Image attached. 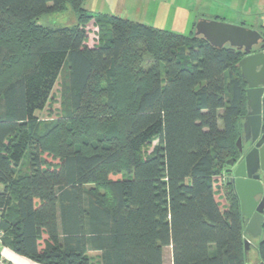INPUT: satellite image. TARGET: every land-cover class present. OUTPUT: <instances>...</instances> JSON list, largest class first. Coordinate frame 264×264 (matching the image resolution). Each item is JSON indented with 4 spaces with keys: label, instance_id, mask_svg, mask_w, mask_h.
Wrapping results in <instances>:
<instances>
[{
    "label": "trees",
    "instance_id": "trees-1",
    "mask_svg": "<svg viewBox=\"0 0 264 264\" xmlns=\"http://www.w3.org/2000/svg\"><path fill=\"white\" fill-rule=\"evenodd\" d=\"M83 1L0 0L3 247L37 264H92L90 253L96 264H164L165 248L171 264H245L233 185L221 183L222 210L214 191L238 157L245 54L194 31L94 15ZM67 9L71 26L36 23ZM91 19L105 29L87 47ZM64 68L65 117L42 132L35 113ZM260 237L264 264V221Z\"/></svg>",
    "mask_w": 264,
    "mask_h": 264
},
{
    "label": "water",
    "instance_id": "water-1",
    "mask_svg": "<svg viewBox=\"0 0 264 264\" xmlns=\"http://www.w3.org/2000/svg\"><path fill=\"white\" fill-rule=\"evenodd\" d=\"M194 36H201L214 47L229 45L243 51L238 62L241 78L246 83L247 113L242 135L236 141L238 157L226 162L230 167L240 213L245 221V233L261 236L264 221V135L261 134L262 96L264 94V32L220 21L199 20ZM256 49L257 51L253 52ZM244 250L248 241H243ZM263 264V263H259Z\"/></svg>",
    "mask_w": 264,
    "mask_h": 264
},
{
    "label": "crops",
    "instance_id": "crops-1",
    "mask_svg": "<svg viewBox=\"0 0 264 264\" xmlns=\"http://www.w3.org/2000/svg\"><path fill=\"white\" fill-rule=\"evenodd\" d=\"M83 8L94 15L116 16L182 35L187 32L185 36L202 19L264 32V0H84ZM1 257L4 264H37L6 247Z\"/></svg>",
    "mask_w": 264,
    "mask_h": 264
},
{
    "label": "rangeland",
    "instance_id": "rangeland-1",
    "mask_svg": "<svg viewBox=\"0 0 264 264\" xmlns=\"http://www.w3.org/2000/svg\"><path fill=\"white\" fill-rule=\"evenodd\" d=\"M43 27H62L71 26L75 23V17L71 10L67 9L61 13H51L39 18L36 22ZM105 24L100 25L96 20L91 19L86 24H84V30L87 33V39L85 45L87 47H94L100 44L99 36L101 35ZM188 34L187 32L185 35ZM65 68L60 72L55 84L50 92L49 98L42 110L35 113L38 118L42 132L50 129L54 123L65 117L64 110V99L61 93L62 83L64 80ZM243 136V135H242ZM158 145V140L153 139L147 146L144 147L143 151L145 156L153 153ZM41 160L44 168L56 169L59 165V159L49 152H43L41 155ZM227 171H231L230 167L226 166ZM220 174L215 177L214 181V191L215 200L218 202L220 209L224 207V200L222 197V184L219 179ZM246 224V223H245ZM245 229V225H244ZM243 229V241H248V248L245 250L244 261L245 264H259L257 248L261 237L253 238L248 233H245ZM96 253H90L92 264H96L97 258ZM164 264H171L170 249L165 248L164 250Z\"/></svg>",
    "mask_w": 264,
    "mask_h": 264
},
{
    "label": "built area",
    "instance_id": "built-area-1",
    "mask_svg": "<svg viewBox=\"0 0 264 264\" xmlns=\"http://www.w3.org/2000/svg\"><path fill=\"white\" fill-rule=\"evenodd\" d=\"M226 171H227V170L224 169V170L221 172V174H220L219 179H220L221 183L230 182L231 179H232V174H231V172H230V171L226 172ZM3 236H4V232H3V230L0 228V264H4V261H3L2 257H1V251H2L3 248H5V247H3V245H2V238H3Z\"/></svg>",
    "mask_w": 264,
    "mask_h": 264
}]
</instances>
